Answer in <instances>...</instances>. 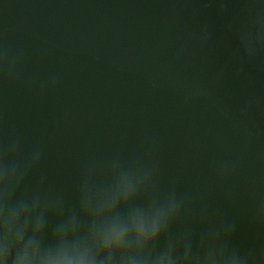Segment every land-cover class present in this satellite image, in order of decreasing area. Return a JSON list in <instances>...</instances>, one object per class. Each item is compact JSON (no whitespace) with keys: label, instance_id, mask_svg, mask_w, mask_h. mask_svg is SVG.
Instances as JSON below:
<instances>
[{"label":"water","instance_id":"95a60500","mask_svg":"<svg viewBox=\"0 0 264 264\" xmlns=\"http://www.w3.org/2000/svg\"><path fill=\"white\" fill-rule=\"evenodd\" d=\"M10 138L22 156L41 148L30 182L69 208L90 166L116 169L82 195L125 243L104 246L90 224L45 239L41 257L119 255L137 236L136 195L150 225L171 187L203 209L216 264L264 249V0H0V144Z\"/></svg>","mask_w":264,"mask_h":264},{"label":"clouds","instance_id":"9594fccd","mask_svg":"<svg viewBox=\"0 0 264 264\" xmlns=\"http://www.w3.org/2000/svg\"><path fill=\"white\" fill-rule=\"evenodd\" d=\"M253 107L250 101L241 108V115L247 117ZM251 135L248 132V136ZM41 157L39 146L27 156H22L18 140L10 138L0 144V264H97L96 258L86 255L41 257L39 249L45 239L66 244L70 233L74 239L82 236L88 232L90 224L95 229L94 234L102 237L104 246L119 249L125 243L126 228L114 225L105 230L98 227L96 213L100 209L85 202L82 195L91 181L102 183L116 171L113 161L106 167L93 165L86 170L78 207L69 208L62 199L53 197L46 190L43 179L38 184H31ZM231 167L222 164L218 169L220 177L228 175ZM120 193L124 196L125 205L118 215L127 216L128 201L134 196L133 188L126 182L122 183L114 199H118ZM158 194L167 198L166 210L157 212L151 224H146L143 208L147 194L136 195L133 213L136 239L129 241L119 255L109 254L107 261L100 259L99 264H216L218 258L212 254L216 239L206 227L203 209L197 213L193 197L178 194L175 187ZM114 199L106 202L105 207L111 208ZM259 212L264 214V202ZM223 238L229 240L231 233L225 231ZM185 245L194 251L190 254ZM232 260L234 264H264V249L234 250Z\"/></svg>","mask_w":264,"mask_h":264}]
</instances>
